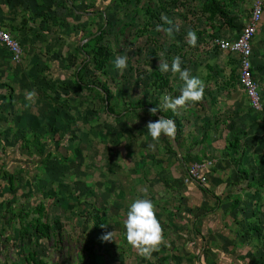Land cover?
Listing matches in <instances>:
<instances>
[{
    "label": "rangeland",
    "instance_id": "rangeland-1",
    "mask_svg": "<svg viewBox=\"0 0 264 264\" xmlns=\"http://www.w3.org/2000/svg\"><path fill=\"white\" fill-rule=\"evenodd\" d=\"M208 1L49 0L30 37L19 33L21 61L0 62V264H178L191 226L212 225L232 228V253L218 249L219 259H239L245 241L264 264V64L255 33L257 110L238 84L237 56L217 44L253 0H217L215 17ZM162 14L179 27L171 37ZM125 53L121 72L113 60ZM177 55L205 92L173 113L160 98L184 82L158 63ZM162 115L176 135L153 141L146 125ZM207 161L206 182L190 179L188 168ZM137 198L152 200L167 241L148 259L126 240Z\"/></svg>",
    "mask_w": 264,
    "mask_h": 264
},
{
    "label": "clouds",
    "instance_id": "clouds-1",
    "mask_svg": "<svg viewBox=\"0 0 264 264\" xmlns=\"http://www.w3.org/2000/svg\"><path fill=\"white\" fill-rule=\"evenodd\" d=\"M161 20L168 25V27L163 28V31L169 37L179 31L178 25L166 15L162 14ZM161 27V25H157L156 30L160 31ZM187 37L189 45L195 47L198 40L196 32L189 30ZM128 51H131V49H128ZM182 63V58L179 55L173 57L171 63L167 61L158 63L161 73L179 74V79L184 82L178 96L173 98L165 94L160 98L159 108L163 111L171 110L173 113H178V110L186 108L191 103L201 102L204 98V82L199 77L192 76L188 69L182 68ZM113 64L117 70L123 72L128 67V55L126 53L117 55L113 60ZM36 96L35 89L27 91L25 94L28 101H34ZM157 111V107L149 109L152 116H155ZM146 128L153 141H159L162 135L174 137L177 132L175 120L163 115L155 121L150 120ZM144 192L147 195V189H144ZM124 227L127 243L146 259L150 258L154 251H158L161 245L167 244L162 224L156 216V207L149 198H137L131 203L124 220ZM101 238L105 241L112 240L114 239L113 232H108Z\"/></svg>",
    "mask_w": 264,
    "mask_h": 264
},
{
    "label": "crops",
    "instance_id": "crops-1",
    "mask_svg": "<svg viewBox=\"0 0 264 264\" xmlns=\"http://www.w3.org/2000/svg\"><path fill=\"white\" fill-rule=\"evenodd\" d=\"M49 4V0H0V25L9 29L16 37H19V33L23 37L27 35L30 37L33 18H42L41 16L47 15V8ZM263 15L264 11L260 21L257 23L255 40V49L257 52H261L260 62L262 64H264ZM7 57L10 59L8 55L0 52V62H6L8 59ZM4 69H6V66H4ZM4 72L6 73V70H4ZM199 189V192H207V190L203 188L199 187ZM208 203L211 205L209 208L211 213H216L215 210L217 208L215 207V203L211 201ZM190 229L191 233L194 235L190 238H185V240L183 239L185 247L187 248L186 250L184 247L185 252H183V256L186 257L185 262L180 261L181 263L178 264H257V261L253 260L256 253L252 256L253 249L249 246V243L252 244V242H240V245L242 246L240 247L241 257L239 259L229 257L226 259H219L217 254H215L218 249L223 253H232L231 251L233 249L234 241H231V227L223 226L222 228L212 225L200 229L196 226H191ZM245 231L247 232V229L244 230L243 233H245ZM250 236L251 235H248L246 239L255 241L253 240L254 236Z\"/></svg>",
    "mask_w": 264,
    "mask_h": 264
},
{
    "label": "built area",
    "instance_id": "built-area-1",
    "mask_svg": "<svg viewBox=\"0 0 264 264\" xmlns=\"http://www.w3.org/2000/svg\"><path fill=\"white\" fill-rule=\"evenodd\" d=\"M264 11V0H253L246 21L238 31L232 30L230 38L218 39L221 50L236 55L238 64V84L243 88L247 102L253 109H262V98L259 93L257 79L252 64V39L256 33L257 23ZM223 32V31H222ZM229 32V31H228ZM0 52L5 53L13 62L21 61L23 50L21 40L0 25ZM210 161L193 164L188 168L189 178L200 183L206 182L205 172Z\"/></svg>",
    "mask_w": 264,
    "mask_h": 264
},
{
    "label": "trees",
    "instance_id": "trees-1",
    "mask_svg": "<svg viewBox=\"0 0 264 264\" xmlns=\"http://www.w3.org/2000/svg\"><path fill=\"white\" fill-rule=\"evenodd\" d=\"M207 4L208 5H211L212 6V8H211V10H210V12H209V14L211 15V16H213V17H215V16H217L218 14H221V10L219 9V7H218V5H219V3L217 2V0H209L208 2H207ZM105 57H108V55H106ZM102 66V64L100 65L99 64V68ZM97 67V68H98ZM206 190V189H205Z\"/></svg>",
    "mask_w": 264,
    "mask_h": 264
},
{
    "label": "bare ground",
    "instance_id": "bare-ground-1",
    "mask_svg": "<svg viewBox=\"0 0 264 264\" xmlns=\"http://www.w3.org/2000/svg\"><path fill=\"white\" fill-rule=\"evenodd\" d=\"M253 52V51H252Z\"/></svg>",
    "mask_w": 264,
    "mask_h": 264
}]
</instances>
